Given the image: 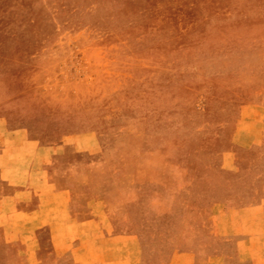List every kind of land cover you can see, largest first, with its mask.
I'll return each mask as SVG.
<instances>
[{"label": "rangeland", "instance_id": "obj_1", "mask_svg": "<svg viewBox=\"0 0 264 264\" xmlns=\"http://www.w3.org/2000/svg\"><path fill=\"white\" fill-rule=\"evenodd\" d=\"M10 51L32 135L87 132L95 167L163 189L108 239L1 216L0 264H264V0H5Z\"/></svg>", "mask_w": 264, "mask_h": 264}, {"label": "crops", "instance_id": "obj_2", "mask_svg": "<svg viewBox=\"0 0 264 264\" xmlns=\"http://www.w3.org/2000/svg\"><path fill=\"white\" fill-rule=\"evenodd\" d=\"M2 57L0 63L18 62L11 51ZM12 69L0 68V217H28L56 240L82 239L89 230L92 238L115 237L111 225L116 219L129 218L128 208L141 207L162 192L161 173L95 167L100 160L84 156L96 151L93 137L83 139L87 132L47 141L32 135L35 117L10 113L9 104H16L20 94L19 71ZM120 256L92 264H139L133 251Z\"/></svg>", "mask_w": 264, "mask_h": 264}]
</instances>
